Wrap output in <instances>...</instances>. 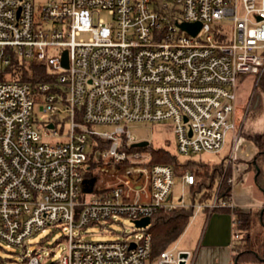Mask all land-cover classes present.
<instances>
[{
	"label": "built area",
	"instance_id": "1",
	"mask_svg": "<svg viewBox=\"0 0 264 264\" xmlns=\"http://www.w3.org/2000/svg\"><path fill=\"white\" fill-rule=\"evenodd\" d=\"M180 23L201 29L192 36ZM13 59L45 67L53 81L31 86L0 78V243L25 249L34 234L62 230L56 264H150V224L134 222L186 208L173 203L172 186L196 179L129 151L139 140L127 128L168 121L178 156L218 152L235 130L238 76L264 69V0H0V69ZM37 104L42 115L35 119ZM91 137L108 146L94 152L96 181L82 196ZM243 141L234 134L227 163L237 160ZM193 207L192 218L204 205ZM217 207L233 205L217 191L207 208ZM120 219L138 234L84 238L88 226ZM192 258L172 245L153 264ZM41 259L23 256L24 264ZM0 264L10 263L0 257Z\"/></svg>",
	"mask_w": 264,
	"mask_h": 264
},
{
	"label": "rangeland",
	"instance_id": "2",
	"mask_svg": "<svg viewBox=\"0 0 264 264\" xmlns=\"http://www.w3.org/2000/svg\"><path fill=\"white\" fill-rule=\"evenodd\" d=\"M47 0H34L36 6H42L46 4ZM98 15H94L93 21L97 22ZM99 18H102L104 21L108 22L109 17L105 12L99 14ZM83 39L89 37L88 34H82L80 36ZM255 77L253 75L245 74L238 76L237 80V93L235 100L234 108V123L235 130L234 132L229 131L225 136V141L222 148L216 152H205L198 156V161L195 167L192 168L193 171L198 173H211L214 168H217L220 161L226 158L229 154L230 146L232 144V139L234 134H240L244 141H250L251 136L244 135L245 133H250L255 135L260 131L262 127V117L259 115L258 111L260 108V97L261 92L259 89H255ZM42 113L40 112V104L34 106V117L38 119ZM99 130H112L111 126H101L97 127ZM128 132L139 141H148L149 145L152 148H163L170 152L173 155L177 156L179 161H184L187 158L180 157L175 152V142L174 136L171 131V123L168 121L159 122V123H136L128 126ZM243 141V142H244ZM244 151L250 154V158L253 157V147L250 142H245L243 147L239 151ZM144 160L148 161L149 156L147 153L140 151ZM240 157L241 154H239ZM251 160L246 162L247 168L253 172V167L250 166ZM227 164V161H226ZM183 171H179L180 175ZM232 174V171H231ZM196 182H199L201 179L195 176ZM219 181L215 183V187L219 189ZM228 185L231 183L228 181ZM215 190L213 191V193ZM172 201L174 204L179 205L183 203L184 205H190V193L189 189L186 186H183L180 181L172 186ZM182 196L181 202L179 199ZM264 211L263 208L258 210H252L251 213V225L248 229L238 230V221L235 219V229L238 230L239 239L250 238L251 241H254L256 238L257 241L262 239L264 228L260 224L259 214ZM209 218L202 212H197L194 218H191L187 227L185 228L183 234L179 238V244L181 247L186 245L194 244L196 247L197 244H201L202 240L207 237V226ZM133 225L127 219H120L119 222H107L102 226H88L84 232V238L92 242H106L127 239L130 240L134 234L132 233ZM64 231L62 230H45L44 232H38L28 238L25 242V249L7 247L0 243V257L10 264H24L23 256L40 253L42 259L40 264H56L58 261L59 255L61 254L64 243L62 236ZM238 242V241H237ZM193 247V248H194Z\"/></svg>",
	"mask_w": 264,
	"mask_h": 264
},
{
	"label": "trees",
	"instance_id": "3",
	"mask_svg": "<svg viewBox=\"0 0 264 264\" xmlns=\"http://www.w3.org/2000/svg\"><path fill=\"white\" fill-rule=\"evenodd\" d=\"M8 75L11 78H16L21 82L36 86L40 83H51L53 77L48 73L47 69L42 66H37L31 61L13 59L10 65L3 70L0 69V78H5ZM255 89H259L263 96L264 108V69L255 76ZM264 114V110H263ZM256 148V154L249 163L253 167L255 174V183L264 197V127L262 133L257 139L249 138ZM90 150L88 153L87 171L84 174L81 192L82 196L92 191L97 177V167L99 162L94 160V152L97 149H103L108 146V142L97 137L89 139ZM129 151H143L148 154L149 164H162L171 167L177 177L183 176L185 173H190L194 177L197 176L201 180L195 184L188 186L190 193V205L180 210L159 211L151 216L148 231L151 235L150 245V264H153L160 252L172 245L182 235L187 227L193 213L196 203L204 205L203 210L209 211L207 204L213 199L214 194L218 191V197L227 200L229 198L230 185L227 184L231 177V164H226V158L216 165L212 172L198 173L192 170L196 166L198 159L187 158L184 161H179L176 155L171 154L163 148L154 149L148 145L142 148L130 146ZM249 169V168H248ZM179 171H183L178 175ZM196 179V178H195ZM219 181V189L215 187V183ZM215 192L213 193V191ZM220 212L230 214L238 221V230L248 229L251 225V213H243L236 209L230 210L224 207L213 208L210 213ZM259 221L264 228V211L259 214ZM260 241L256 238L251 241L250 238L238 239L232 245V261L233 264H264V231Z\"/></svg>",
	"mask_w": 264,
	"mask_h": 264
},
{
	"label": "crops",
	"instance_id": "4",
	"mask_svg": "<svg viewBox=\"0 0 264 264\" xmlns=\"http://www.w3.org/2000/svg\"><path fill=\"white\" fill-rule=\"evenodd\" d=\"M263 110V96L261 94L258 113L262 117V127L255 135L250 133H245L244 135L251 136L253 139H257L259 137L264 127ZM245 142L251 143L254 157L256 154V148L251 141L245 140L240 148L243 147ZM239 154H241L242 157H240ZM253 157L250 158V154L244 152L243 150L237 152V160L231 164L232 174L230 177L231 185L228 198V200L232 203L233 208H224H228L231 211L236 209L243 213H248L252 210L262 208V205L264 204L263 194L255 183L254 172L250 171L246 166V162L252 160ZM197 158L198 157L194 159ZM186 187L188 188V186ZM213 199L207 205L211 204ZM200 212L209 218L206 229L207 237L202 240L201 244H197L196 247L193 246L194 244L181 247L179 244L180 237L172 245H175L177 249L188 250L193 253V258L189 264H233L232 245L239 239L233 238V233L238 232L234 226V217L226 213L206 212L203 209Z\"/></svg>",
	"mask_w": 264,
	"mask_h": 264
},
{
	"label": "water",
	"instance_id": "5",
	"mask_svg": "<svg viewBox=\"0 0 264 264\" xmlns=\"http://www.w3.org/2000/svg\"><path fill=\"white\" fill-rule=\"evenodd\" d=\"M178 28H180L182 31L187 32L188 34L195 36L199 30L201 29V24L200 23H180L177 25ZM62 66L64 68L67 67V59H66V52L63 53L62 56ZM149 145V142L144 140V141H139L134 143L132 146L135 148H142L146 147ZM134 224L138 228H143L146 227L148 224H150V219L149 218H144L142 220L135 221ZM183 264V263H181Z\"/></svg>",
	"mask_w": 264,
	"mask_h": 264
}]
</instances>
